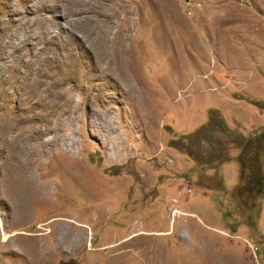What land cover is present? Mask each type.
<instances>
[{
    "label": "rangeland",
    "instance_id": "1",
    "mask_svg": "<svg viewBox=\"0 0 264 264\" xmlns=\"http://www.w3.org/2000/svg\"><path fill=\"white\" fill-rule=\"evenodd\" d=\"M66 262L264 264V0H0V264Z\"/></svg>",
    "mask_w": 264,
    "mask_h": 264
},
{
    "label": "trees",
    "instance_id": "2",
    "mask_svg": "<svg viewBox=\"0 0 264 264\" xmlns=\"http://www.w3.org/2000/svg\"><path fill=\"white\" fill-rule=\"evenodd\" d=\"M252 105L256 106V107H260V102H257V101H253L251 102ZM68 262H66L65 264H67Z\"/></svg>",
    "mask_w": 264,
    "mask_h": 264
},
{
    "label": "bare ground",
    "instance_id": "3",
    "mask_svg": "<svg viewBox=\"0 0 264 264\" xmlns=\"http://www.w3.org/2000/svg\"><path fill=\"white\" fill-rule=\"evenodd\" d=\"M4 236H5V237L7 236V238H5V239H4V241L6 242V240H8V239H9V237H10V234H9V235H5V234H4ZM242 262H243V261H242Z\"/></svg>",
    "mask_w": 264,
    "mask_h": 264
}]
</instances>
